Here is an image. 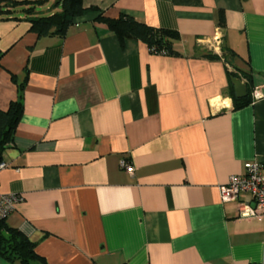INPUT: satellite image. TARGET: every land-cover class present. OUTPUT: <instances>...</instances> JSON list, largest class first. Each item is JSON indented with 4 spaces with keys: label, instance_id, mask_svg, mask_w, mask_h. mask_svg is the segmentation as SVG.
Wrapping results in <instances>:
<instances>
[{
    "label": "crops",
    "instance_id": "obj_1",
    "mask_svg": "<svg viewBox=\"0 0 264 264\" xmlns=\"http://www.w3.org/2000/svg\"><path fill=\"white\" fill-rule=\"evenodd\" d=\"M82 5L96 10L63 37L38 36L23 14L0 18V109L24 80L0 154V192L20 197L8 226L46 264H264V223L239 216L249 195L226 202L219 190L245 162L264 161V0ZM120 13L177 30L178 54L120 46L95 20ZM223 48L230 62L204 56ZM229 71L249 74L247 105H232Z\"/></svg>",
    "mask_w": 264,
    "mask_h": 264
},
{
    "label": "trees",
    "instance_id": "obj_2",
    "mask_svg": "<svg viewBox=\"0 0 264 264\" xmlns=\"http://www.w3.org/2000/svg\"><path fill=\"white\" fill-rule=\"evenodd\" d=\"M47 0H0V18L23 14L30 24V30L38 36H58L63 37L68 28L73 25L76 18L89 11H95V7H83L82 0H53L50 8L51 13H41L36 8ZM218 24L224 26L222 11L218 15ZM96 21L104 23L107 28L114 33L120 46L126 40H139L146 44L150 53L160 55H177L173 47L174 41L180 38V34L175 29L154 27L140 22L127 13H120L117 17H107L97 15ZM235 53L232 50L223 48L222 54L205 52L204 56L211 59H223L230 62V58ZM229 78L242 77L246 80L247 95L237 98L234 94L230 81V94L232 96L234 108L247 105L249 98V74L246 72L236 73L229 71ZM12 79L15 80L14 75ZM24 80L18 84V97L10 101L5 110L0 109V154L12 142L13 133L22 115V90ZM264 164V161H261ZM0 257L5 260L19 264H46L45 260L36 253L35 244L29 240L21 231L8 226L5 219L0 220ZM125 264V263H122Z\"/></svg>",
    "mask_w": 264,
    "mask_h": 264
},
{
    "label": "built area",
    "instance_id": "obj_3",
    "mask_svg": "<svg viewBox=\"0 0 264 264\" xmlns=\"http://www.w3.org/2000/svg\"><path fill=\"white\" fill-rule=\"evenodd\" d=\"M219 37L214 36V40ZM263 92L256 88L252 91V98L261 97ZM119 165L128 173H132L134 167L126 159H121ZM5 167L0 162V170ZM222 201H237L241 193H247L249 200L240 203L239 216L252 218L264 223V164L257 159L244 163V173L234 174L228 177L225 184L219 186ZM20 197L15 194L0 192V220L6 219L13 210L16 201Z\"/></svg>",
    "mask_w": 264,
    "mask_h": 264
},
{
    "label": "water",
    "instance_id": "obj_4",
    "mask_svg": "<svg viewBox=\"0 0 264 264\" xmlns=\"http://www.w3.org/2000/svg\"><path fill=\"white\" fill-rule=\"evenodd\" d=\"M230 81L234 89V94L237 98L247 95V85L245 82L241 81L238 77H231Z\"/></svg>",
    "mask_w": 264,
    "mask_h": 264
},
{
    "label": "rangeland",
    "instance_id": "obj_5",
    "mask_svg": "<svg viewBox=\"0 0 264 264\" xmlns=\"http://www.w3.org/2000/svg\"><path fill=\"white\" fill-rule=\"evenodd\" d=\"M51 4H52V0H51V1H50V0H47V1H45L44 4L37 6L36 9H37L38 11H40L41 13H48V11H46L45 9H46V6H48V5L51 6ZM12 263H13V262H12ZM15 264H17V263L15 262Z\"/></svg>",
    "mask_w": 264,
    "mask_h": 264
},
{
    "label": "bare ground",
    "instance_id": "obj_6",
    "mask_svg": "<svg viewBox=\"0 0 264 264\" xmlns=\"http://www.w3.org/2000/svg\"><path fill=\"white\" fill-rule=\"evenodd\" d=\"M252 90V89H251ZM232 105H233V103H232Z\"/></svg>",
    "mask_w": 264,
    "mask_h": 264
}]
</instances>
